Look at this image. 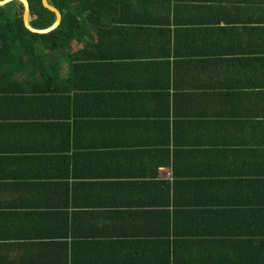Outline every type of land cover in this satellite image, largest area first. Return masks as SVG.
I'll use <instances>...</instances> for the list:
<instances>
[{
    "label": "crops",
    "instance_id": "0c3cea01",
    "mask_svg": "<svg viewBox=\"0 0 264 264\" xmlns=\"http://www.w3.org/2000/svg\"><path fill=\"white\" fill-rule=\"evenodd\" d=\"M97 2L122 58L3 85L0 264H264V0Z\"/></svg>",
    "mask_w": 264,
    "mask_h": 264
},
{
    "label": "trees",
    "instance_id": "16d2710c",
    "mask_svg": "<svg viewBox=\"0 0 264 264\" xmlns=\"http://www.w3.org/2000/svg\"><path fill=\"white\" fill-rule=\"evenodd\" d=\"M30 4V23L36 28L51 26L56 14L43 5L42 0H28ZM62 14L58 27L47 33L30 31L24 24V5L21 0H14L0 5V99L16 94L13 86L4 87L7 81H19L22 73L23 81L41 79L43 92L59 93L61 88L62 68L64 60L71 65L80 59H120L114 53L96 54L92 44L81 53L73 52L72 44L85 41L87 35L91 39L90 30L108 25L100 14H97V0H48ZM96 5V7H95ZM116 18L113 23H116ZM104 30H98L96 33ZM70 65V66H71ZM22 88L20 93L29 92ZM2 94V95H1ZM264 251V241L261 243Z\"/></svg>",
    "mask_w": 264,
    "mask_h": 264
},
{
    "label": "water",
    "instance_id": "95a60500",
    "mask_svg": "<svg viewBox=\"0 0 264 264\" xmlns=\"http://www.w3.org/2000/svg\"><path fill=\"white\" fill-rule=\"evenodd\" d=\"M12 1H14V0H0V5L3 6V5H6L7 3L12 2ZM21 1L24 5L23 21H24L25 26L30 31L37 32V33H47V32H50L51 30L55 29L56 27H58L59 24L61 23V19H62L61 11L57 7H55L54 5L49 3L48 0H42L43 5L46 8L55 12L56 20L51 26L46 27V28L40 29V28H36V27L32 26L30 23V4H29V1L28 0H21Z\"/></svg>",
    "mask_w": 264,
    "mask_h": 264
}]
</instances>
